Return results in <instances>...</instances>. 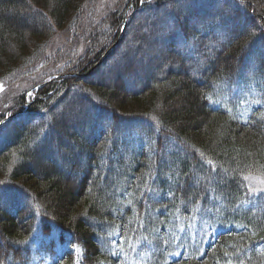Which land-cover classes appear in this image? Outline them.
<instances>
[{
	"label": "trees",
	"instance_id": "trees-1",
	"mask_svg": "<svg viewBox=\"0 0 264 264\" xmlns=\"http://www.w3.org/2000/svg\"><path fill=\"white\" fill-rule=\"evenodd\" d=\"M22 79L0 264H264V0H0Z\"/></svg>",
	"mask_w": 264,
	"mask_h": 264
},
{
	"label": "rangeland",
	"instance_id": "rangeland-1",
	"mask_svg": "<svg viewBox=\"0 0 264 264\" xmlns=\"http://www.w3.org/2000/svg\"><path fill=\"white\" fill-rule=\"evenodd\" d=\"M38 20V18H36ZM34 88V89H33ZM36 89L32 82L27 80H20L17 83L0 82V104H10L14 102L24 90H27L28 96L33 95V91ZM195 187V185H193Z\"/></svg>",
	"mask_w": 264,
	"mask_h": 264
},
{
	"label": "snow or ice",
	"instance_id": "snow-or-ice-1",
	"mask_svg": "<svg viewBox=\"0 0 264 264\" xmlns=\"http://www.w3.org/2000/svg\"><path fill=\"white\" fill-rule=\"evenodd\" d=\"M142 2H144V0H142Z\"/></svg>",
	"mask_w": 264,
	"mask_h": 264
}]
</instances>
